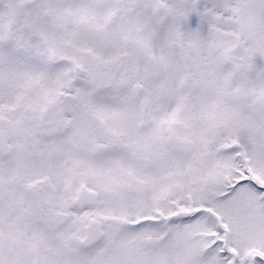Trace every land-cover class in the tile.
Listing matches in <instances>:
<instances>
[{
  "label": "snow or ice",
  "instance_id": "6c2138e0",
  "mask_svg": "<svg viewBox=\"0 0 264 264\" xmlns=\"http://www.w3.org/2000/svg\"><path fill=\"white\" fill-rule=\"evenodd\" d=\"M0 264H264V0H0Z\"/></svg>",
  "mask_w": 264,
  "mask_h": 264
}]
</instances>
